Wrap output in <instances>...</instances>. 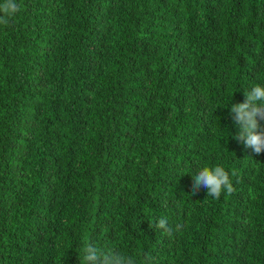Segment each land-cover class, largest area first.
<instances>
[{
	"label": "trees",
	"instance_id": "trees-1",
	"mask_svg": "<svg viewBox=\"0 0 264 264\" xmlns=\"http://www.w3.org/2000/svg\"><path fill=\"white\" fill-rule=\"evenodd\" d=\"M16 2L0 264H80L87 243L136 264H264V153L230 115L264 85V0ZM217 165L234 188L219 199L193 187Z\"/></svg>",
	"mask_w": 264,
	"mask_h": 264
},
{
	"label": "clouds",
	"instance_id": "clouds-1",
	"mask_svg": "<svg viewBox=\"0 0 264 264\" xmlns=\"http://www.w3.org/2000/svg\"><path fill=\"white\" fill-rule=\"evenodd\" d=\"M16 0H3L0 3V24L7 25L19 11ZM246 102L231 104L230 115L239 126L240 131L235 139L243 142L245 148L251 149L256 155L264 153V128L260 120H264V85H255L245 91ZM195 191L201 187L207 189V196L219 199L223 192L231 194L234 191L229 173L222 166H205L200 169L193 185ZM155 227L172 232L167 217H160ZM80 264H136L135 258L119 254L115 251H104L92 243H87L79 258Z\"/></svg>",
	"mask_w": 264,
	"mask_h": 264
}]
</instances>
